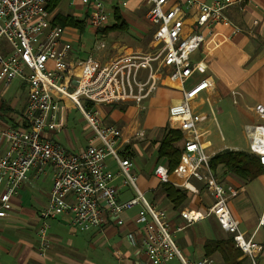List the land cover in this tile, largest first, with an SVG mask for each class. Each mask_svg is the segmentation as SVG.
I'll return each instance as SVG.
<instances>
[{
  "label": "built area",
  "instance_id": "built-area-1",
  "mask_svg": "<svg viewBox=\"0 0 264 264\" xmlns=\"http://www.w3.org/2000/svg\"><path fill=\"white\" fill-rule=\"evenodd\" d=\"M76 1L83 5L88 27L99 31L109 24L105 0H70V3ZM148 1L146 18L153 27V41L160 46L157 55L125 52L101 65L92 53L79 58L72 43L63 39L64 27L52 23L50 0H0V77L5 84L22 80L29 92L23 111L27 127L0 129V218L11 211V199L29 173L44 172L51 166L52 187L39 228L43 251L49 243V219L60 212L69 215L72 227L84 231L106 224L109 217L122 224L121 213L139 204L141 245L151 264H163L174 257L183 264H212L211 257L191 260L182 253L165 213L137 186L133 159L120 155L122 129L104 122L100 109L102 105L140 104L146 100L161 78L153 64L159 60L161 66L169 69L167 77L181 91V97L168 108V119L183 132L181 163L188 169L187 179L203 182L213 196L206 212L185 208L181 216L190 224L213 215L232 234L236 246L256 264L257 243L241 230L229 204L238 189L215 176L209 165L211 155L202 139L200 124L208 120L209 114L203 110L201 93L214 88L215 82L212 77L204 76L187 85L198 70L207 68L204 60H190L192 54L202 47L215 26L231 27L233 34L240 30L228 16V8L245 0ZM119 3L125 5L126 1ZM190 13L194 19L187 25ZM3 40L10 48L7 52ZM65 98L74 102L94 131L87 146L78 151H69L46 135L47 130L58 132L61 127L53 110L55 101ZM205 100L214 114L211 101L208 97ZM86 103H91L90 107ZM253 110L258 120L247 127V151L258 155L264 165V105L256 104ZM108 156L117 161V172L108 168ZM154 174L159 183L172 181L163 163L156 164ZM120 176L124 185L135 190L125 200L118 198V186L114 183ZM182 185L194 190L187 180ZM259 224L264 226V211ZM183 228V224H178L175 230ZM132 234L129 233L130 238Z\"/></svg>",
  "mask_w": 264,
  "mask_h": 264
},
{
  "label": "crops",
  "instance_id": "crops-1",
  "mask_svg": "<svg viewBox=\"0 0 264 264\" xmlns=\"http://www.w3.org/2000/svg\"><path fill=\"white\" fill-rule=\"evenodd\" d=\"M125 1L126 4L121 5L119 0H105V5L110 16L109 24L106 27L116 23L117 20L114 12L117 7H120L124 18L129 23V29L130 26H135V31L139 34H144L150 29L152 31L153 27L146 18L150 2L148 0ZM125 6L128 7L127 12L124 10ZM57 12L72 14L78 18L85 17L83 5L78 1L75 4H71L70 0H60L58 5L51 11L52 20ZM81 13L84 14L83 17H81ZM228 16L240 30L233 34L231 27L221 24L215 26L212 32L207 34L202 47L199 49L202 51L208 50V52L203 53L199 59L207 62L210 52L212 53V51L217 50L225 41L240 56L242 55L249 59V64L243 68V74L248 75L249 78L248 80L245 77L243 78V87L241 89H238L234 85L236 88L232 90H227L225 84L222 86L217 81L215 87L203 91L201 97L204 100V105L208 107V110L206 107L203 110L209 115L211 112L205 100L207 97L211 101L212 107L213 102L220 101L223 95L228 92L233 94L234 91L236 92L234 95H239L242 98L244 106L253 114L255 122L249 121L244 123L245 147L230 145L232 148H228L247 150L249 140L247 127L258 120V115L253 110V107L259 103L264 105V0H245L242 3H235L228 8ZM193 19L194 16L190 13L186 18V24L189 25ZM63 27L65 29L63 39L72 43L74 52L78 57L85 58L89 55V50L86 55L84 54L86 44L83 49L79 46V29L68 25ZM91 31L93 37L101 39V46H103L104 39L102 40V38L106 34L102 35L98 30L94 29ZM3 42L5 44L4 40ZM116 43L113 44V47L116 48L115 52L110 54L108 59L100 60L95 55L101 65L108 63L111 58L117 55L136 51L133 47L128 45L117 46ZM5 50V52L10 50L7 44H5ZM201 71L204 72L205 70ZM207 72L209 71L207 70ZM212 74L216 75V72L211 71L210 75ZM213 75L211 76L212 79L215 78ZM204 76L201 75L192 81L190 79L187 82L188 86ZM18 80L20 82L17 87L20 90L17 94L11 97H4L3 93L0 94V129L6 127H27V122L23 118V111L29 92L27 84L20 79ZM0 81L3 82L5 87H8L12 83L5 84L2 77H0ZM172 84L170 85L171 88L175 83L172 82ZM177 91L179 94L171 98V103L181 97V91L178 88ZM18 97L20 100H18ZM19 103L21 107L16 106ZM70 105L75 104L67 98L55 101L53 114L60 121L61 127L58 132L47 130L46 135L53 137L65 149L78 151L87 146L89 139L93 135H81L76 130H72V133L64 131L66 128L65 123L69 119L65 108H69ZM103 107L107 111L106 108L108 106ZM112 115L115 116V113L113 114L112 112ZM129 117L130 115L128 114L124 119H128ZM103 119L105 121V116H103ZM127 122L134 123L131 119L127 120ZM201 127L204 133L207 127L202 125ZM122 129L123 137L119 145L136 128H132L129 124L128 129L125 126ZM204 143L207 145V151L212 154L223 149V146H215L210 140H204ZM120 147L119 152L122 157H124L122 155L123 149L124 151L131 152L133 156L135 155L133 161L135 163L134 171L138 176L137 180L140 181L143 191L147 195L146 197L165 213L170 227L174 231L175 239L186 258L198 260L203 257H211L213 259L212 264H253L252 259L233 242L232 234L225 231L213 215L190 224L186 223L182 218L181 211L183 209H196L206 212L213 202V196L204 183L202 184L201 181L194 178L187 179L188 169L182 163L174 173V179H172L174 182L172 183H179L185 179L194 186V190L187 189L188 198L185 203L175 206L166 197L165 193L161 191V184L154 174L156 164L162 163L161 161L157 162V147L153 153L152 148L148 150L147 147L140 146L143 152L149 151L147 156L151 158L150 164H146L147 160H142V162L138 163L136 160L138 151L134 154L131 144H128L126 148L123 147L122 150ZM135 147L136 150L139 149L137 145H134ZM139 151L141 152V150ZM163 164L165 163L163 162ZM107 165L114 172L119 170L118 163L112 156L107 157ZM52 176L53 171L51 166H47L44 172L32 170L28 178L20 186L18 192L12 197L11 211L6 217L0 218V264H151L141 245L143 229L141 223L137 220V213L140 208L139 204L121 213L122 224H117L115 218L109 217V221L106 224L84 231H79L72 227L69 224V215L60 212L49 219L47 230L49 243L43 251L39 228L42 223L41 213L48 205L52 187ZM225 179V184H231L238 189V193L230 197L229 200L231 211L239 220L241 230L247 236L252 237L257 243V247L254 249L256 264H264V226L259 224V218L264 211V165L262 172L253 179H243L230 172H226ZM122 181L123 176H120L114 183L118 186V198L125 200L132 197L135 191L129 185H124ZM178 224L184 225V228L180 231L175 230ZM129 233H133L132 238H130ZM228 240H231L230 245L224 242ZM208 241H217V243H213L208 248L206 245ZM163 264L183 263L179 258L174 257L166 260Z\"/></svg>",
  "mask_w": 264,
  "mask_h": 264
},
{
  "label": "rangeland",
  "instance_id": "rangeland-1",
  "mask_svg": "<svg viewBox=\"0 0 264 264\" xmlns=\"http://www.w3.org/2000/svg\"><path fill=\"white\" fill-rule=\"evenodd\" d=\"M127 8L128 7L126 6L124 7V10L126 12ZM83 16L84 14L81 13V17ZM91 30L92 29L88 27L87 29H85L82 35L84 40L86 41L84 54L86 55L89 50L90 54L92 53L96 55L98 58H100V60L108 59L109 55L115 52L116 48L113 47V44H115L116 42L117 46L128 45L135 48L136 52H140L142 54L149 53L151 55H157L160 50V46L156 45L153 41L151 29L144 34H142L141 32V34L137 33L135 31V26H130V29L121 32L112 31L111 33H109L110 31H107L105 33L106 36L102 38V40L104 39V45L101 47V39L93 37L91 35ZM206 52H208V50L196 51L194 54H192L190 60H200L199 58H201L203 53L205 54ZM207 59L208 64L205 71L203 70L204 72H202L201 70H198L191 78V81L197 79L201 75L211 77L213 75H210L211 71H214L216 72V75H213L216 78H214L215 84L218 81L222 86L225 84L227 90H232L236 88L235 86H237L238 89H241L243 87V78L245 77L247 80L249 78L248 75L243 74V68L244 66H247L249 64V59L242 55L240 56V54L236 50L232 49L229 43L225 41L222 46L217 48V50L212 51V53L210 52ZM204 62L206 61L204 60ZM153 64L155 69L158 70V72L161 74V78L158 80L154 90L146 100H144L140 104L115 103L103 105L108 106L106 108L107 111L105 110V107H100L103 116H105L104 122L115 123V125L117 124V126L121 129L124 126L128 129L129 124L132 126V128H136L135 131L133 129V132L129 137H125V140L123 143H121L120 148L122 150L123 147L126 148L128 144H131L134 154H136V151H138L136 157L138 163L142 162V160H147L146 164L151 163V158L147 156V153L149 151L143 152L140 146L147 147L148 150L152 148V152L154 153V149L156 150L158 141L166 130H179L174 125H172L168 119V108L171 104V98L179 94L177 91V86L175 84L172 88L170 87V85L172 84V80L167 77L169 69L161 66V64H159V60L154 61ZM207 70L209 72H207ZM19 82L20 81L18 79H15L8 87H5L3 82L0 81V94L3 93L4 97H11L17 94L20 90L17 87L19 85ZM18 100H20L19 97ZM16 106L21 107L20 103ZM205 107L208 110V107L206 105L203 106V108ZM213 107L214 114L211 113L208 120H206L205 122L203 121V123L200 124V129L203 134V141L210 140L213 145L223 146V148L231 147L230 145L245 147L246 137L244 132V123L255 121L253 119V114L244 106L242 98L239 95H234L231 92H228L223 95L220 101L213 102ZM65 111L69 116L68 122L65 123V132L72 133V130H76L81 135H94V131L91 125L84 117L80 109H78L75 105H70L69 108H65ZM112 112L113 114L115 113V116L112 115ZM128 114L130 115V117L128 119H124ZM129 119L134 121V123H132L134 125L127 122V120ZM201 125L207 127L204 133ZM179 144L183 146V136L181 137ZM134 145H137L139 149L136 150V147L134 148ZM139 150H141V152ZM123 152H125L124 149ZM214 154L210 153L211 156H213ZM134 156H132L131 159H134ZM153 156H155V154H153ZM177 170L178 169L171 173V180L174 179L173 175ZM214 172L215 171H213V173ZM214 174L223 183L226 181V170L223 166H221ZM184 180L179 183H175L174 185L180 188L188 189L184 185H182L184 183ZM171 182H174V180H172ZM137 186L141 191H143V187L140 184L139 180H137ZM131 188L133 191H135L133 187Z\"/></svg>",
  "mask_w": 264,
  "mask_h": 264
},
{
  "label": "trees",
  "instance_id": "trees-1",
  "mask_svg": "<svg viewBox=\"0 0 264 264\" xmlns=\"http://www.w3.org/2000/svg\"><path fill=\"white\" fill-rule=\"evenodd\" d=\"M59 1L60 0H50L48 9L52 11L58 5ZM115 18L117 20L116 23L108 27L104 26L98 32L103 35L107 31L121 32L129 29V23L124 18L120 7H117L115 10ZM52 23L62 27L68 25L78 28L80 32L79 46L82 49L85 48L86 41L82 35L85 29L88 28L86 15L83 18H78L72 14L57 12L53 17ZM90 105L91 103H86L87 107H90ZM182 136L183 132L180 129H168L163 133L162 137L158 141L156 150L157 162H164L170 173L175 171L180 166L183 159L184 147L179 144ZM122 155L124 157L133 156V154L129 151L122 152ZM209 165L215 172L223 166L226 172H230L237 177L247 180L255 178L263 170V164L260 162L258 155L247 150H235L231 148H223L222 150L217 151L213 156H211ZM160 184L161 191L165 193L166 197L175 206L183 205L185 203L188 198L187 189L177 187L172 182H164ZM224 242L229 245L231 244V240ZM213 243H217V241H208L206 245L210 248Z\"/></svg>",
  "mask_w": 264,
  "mask_h": 264
}]
</instances>
